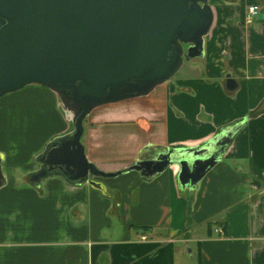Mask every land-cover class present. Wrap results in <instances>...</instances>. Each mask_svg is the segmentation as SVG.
I'll return each mask as SVG.
<instances>
[{
    "label": "crops",
    "instance_id": "0c3cea01",
    "mask_svg": "<svg viewBox=\"0 0 264 264\" xmlns=\"http://www.w3.org/2000/svg\"><path fill=\"white\" fill-rule=\"evenodd\" d=\"M208 3L203 56L144 96L93 108L81 143L88 161L113 173L154 152L198 149L240 124L214 166L193 187L179 186L178 164L149 181L136 171L96 179L101 190L59 175L34 185L38 157L69 125L46 87L6 94L0 264H264V0ZM249 3L260 11L245 25Z\"/></svg>",
    "mask_w": 264,
    "mask_h": 264
},
{
    "label": "water",
    "instance_id": "95a60500",
    "mask_svg": "<svg viewBox=\"0 0 264 264\" xmlns=\"http://www.w3.org/2000/svg\"><path fill=\"white\" fill-rule=\"evenodd\" d=\"M212 19L208 0H0V97L37 84L72 113V130L47 143L28 181L59 175L101 190L96 179L136 171L149 181L178 164L179 186H195L240 124L198 149L154 152L113 173L88 161L81 138L93 108L144 96L202 57ZM236 86L227 74L226 89Z\"/></svg>",
    "mask_w": 264,
    "mask_h": 264
},
{
    "label": "built area",
    "instance_id": "2783aa9c",
    "mask_svg": "<svg viewBox=\"0 0 264 264\" xmlns=\"http://www.w3.org/2000/svg\"><path fill=\"white\" fill-rule=\"evenodd\" d=\"M260 11V6L256 3H249L246 5L244 14H243V22L245 25H250L253 19L257 16ZM215 232L218 233L220 236L223 235V231L221 229H215ZM146 235H140V240H146Z\"/></svg>",
    "mask_w": 264,
    "mask_h": 264
},
{
    "label": "rangeland",
    "instance_id": "374dc122",
    "mask_svg": "<svg viewBox=\"0 0 264 264\" xmlns=\"http://www.w3.org/2000/svg\"><path fill=\"white\" fill-rule=\"evenodd\" d=\"M29 85H37V84H29ZM27 86V85H26ZM25 86V87H26ZM24 88V87H23ZM22 88V89H23ZM64 113H65V116H66V119H67V122H68V125H69V130L71 131L72 130V123H71V117H72V113L70 111H67V110H64ZM85 120V119H84ZM83 124L85 125V121L83 122ZM84 138H82V143H84L83 141Z\"/></svg>",
    "mask_w": 264,
    "mask_h": 264
},
{
    "label": "trees",
    "instance_id": "16d2710c",
    "mask_svg": "<svg viewBox=\"0 0 264 264\" xmlns=\"http://www.w3.org/2000/svg\"><path fill=\"white\" fill-rule=\"evenodd\" d=\"M142 228L146 230V227H142Z\"/></svg>",
    "mask_w": 264,
    "mask_h": 264
},
{
    "label": "flooded vegetation",
    "instance_id": "af4514ba",
    "mask_svg": "<svg viewBox=\"0 0 264 264\" xmlns=\"http://www.w3.org/2000/svg\"><path fill=\"white\" fill-rule=\"evenodd\" d=\"M185 47V46H184Z\"/></svg>",
    "mask_w": 264,
    "mask_h": 264
}]
</instances>
